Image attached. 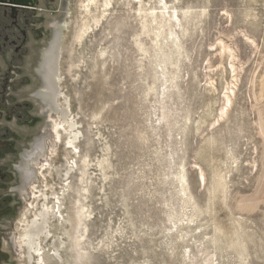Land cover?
I'll return each instance as SVG.
<instances>
[{
  "label": "rangeland",
  "instance_id": "obj_1",
  "mask_svg": "<svg viewBox=\"0 0 264 264\" xmlns=\"http://www.w3.org/2000/svg\"><path fill=\"white\" fill-rule=\"evenodd\" d=\"M46 7L62 23L59 111L18 263L264 264V0ZM72 122L73 151L54 134ZM44 203L30 260L22 236Z\"/></svg>",
  "mask_w": 264,
  "mask_h": 264
},
{
  "label": "flooded vegetation",
  "instance_id": "obj_2",
  "mask_svg": "<svg viewBox=\"0 0 264 264\" xmlns=\"http://www.w3.org/2000/svg\"><path fill=\"white\" fill-rule=\"evenodd\" d=\"M54 1L0 0V264H19L17 224L29 186L39 180L41 158L32 151L37 140H46L52 111L43 100V68L62 24L48 16L46 2Z\"/></svg>",
  "mask_w": 264,
  "mask_h": 264
},
{
  "label": "bare ground",
  "instance_id": "obj_3",
  "mask_svg": "<svg viewBox=\"0 0 264 264\" xmlns=\"http://www.w3.org/2000/svg\"><path fill=\"white\" fill-rule=\"evenodd\" d=\"M57 26H56L57 28L55 30V36L52 40V43L50 44L51 45L50 48L47 51V54H46L47 57H46V61H45L44 68H43V79H44L43 86L45 88L44 91H47L46 93L43 94V100L45 102H47L48 105H50V107H51L50 110L54 109L55 111L58 112L59 106H58V104H56L57 102L53 106H51L52 104L50 103V100H49L51 98L50 95L55 97L59 93L58 92L59 91V87H58L59 86V84H58V80H59L58 77L59 76H58V72H57V67H58V62H59L60 56H61V53H60L61 48H60L59 44H61L60 40L62 37L60 35V33H61L60 29H62V26L61 25H57ZM59 27H61V28H59ZM43 56H44V54H43ZM61 110H62V112H64V109H61ZM75 124L76 123L72 122L68 125V128L67 127L65 128V127H63V125L61 126V124L59 123L54 127V134L60 142L62 141V134H65V133L67 134V137L69 139L67 142L68 148H70L71 150H72V147L77 148V145H75V143H76L75 140L77 139L78 133H77V131L75 133V129H74ZM33 147H34L33 151L31 150L32 155H34L37 159L39 157L42 159V157L45 155V152H46L44 139H39L35 143V146H33ZM32 164L33 163L31 161V165ZM44 165H45V169H46L47 168L46 164H42V163H40V167L38 168V172L40 173L41 177H42ZM61 168H62V166H60L59 168L56 169L57 175L58 176L60 175L61 178L68 176L71 170L70 169H61ZM66 168H68V166ZM25 171H28V170L26 169ZM32 171H30V172H32ZM30 172H29V178L33 177L30 175ZM33 172H35V171H33ZM36 179H37V177H36ZM33 186L34 185H32V187ZM43 186H45V185H43ZM29 187H31V185ZM34 189H35V187H34ZM37 192L41 193V195H43L44 200L48 198L47 192L46 191L43 192V190L41 188H39L37 190ZM35 200H36V198H35ZM39 200H40V197H39ZM46 207H47L46 203H44V204H42V207L39 210L36 209L37 211L32 213L33 217L29 221V223L27 224L26 230L23 232L22 242L24 243V245L28 251V255H29L30 260L34 259L35 253L41 252V250L43 249L42 248V242H41L42 241L41 236L44 235L45 237H47V235L50 232V220H51L50 214L51 213H50V210H48Z\"/></svg>",
  "mask_w": 264,
  "mask_h": 264
},
{
  "label": "water",
  "instance_id": "obj_4",
  "mask_svg": "<svg viewBox=\"0 0 264 264\" xmlns=\"http://www.w3.org/2000/svg\"><path fill=\"white\" fill-rule=\"evenodd\" d=\"M28 0H11L12 3H16V4H24L27 3Z\"/></svg>",
  "mask_w": 264,
  "mask_h": 264
}]
</instances>
